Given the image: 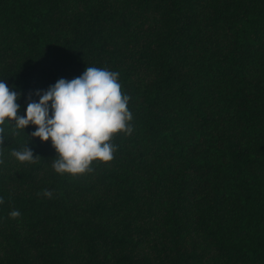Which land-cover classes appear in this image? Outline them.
I'll list each match as a JSON object with an SVG mask.
<instances>
[{"label": "trees", "instance_id": "trees-1", "mask_svg": "<svg viewBox=\"0 0 264 264\" xmlns=\"http://www.w3.org/2000/svg\"><path fill=\"white\" fill-rule=\"evenodd\" d=\"M87 67L119 73L133 131L73 177L0 125V264H264V0H0L18 116Z\"/></svg>", "mask_w": 264, "mask_h": 264}, {"label": "clouds", "instance_id": "clouds-1", "mask_svg": "<svg viewBox=\"0 0 264 264\" xmlns=\"http://www.w3.org/2000/svg\"><path fill=\"white\" fill-rule=\"evenodd\" d=\"M118 76L106 68L87 67L82 76L71 81L61 78L43 94L36 92L39 102L29 96L26 117L18 116L21 106L17 101L23 93L10 91L5 80H0V125L6 120L12 122L13 135L18 129L25 132L29 125H35L31 137L51 140L58 153L52 164L56 173L73 177L85 173L94 160L107 163L113 159V134L130 135L133 131L130 97L122 94ZM6 139L7 128L0 127V144ZM11 155L20 162L32 163L39 157L28 144ZM43 195L51 197L52 193L44 190ZM20 215L18 210L10 213L12 218Z\"/></svg>", "mask_w": 264, "mask_h": 264}]
</instances>
